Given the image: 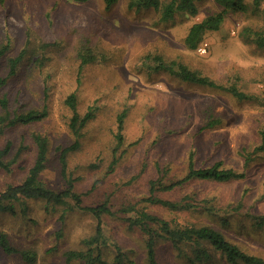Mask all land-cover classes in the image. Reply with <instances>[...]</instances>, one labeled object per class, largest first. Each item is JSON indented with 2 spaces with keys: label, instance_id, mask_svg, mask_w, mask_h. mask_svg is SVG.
<instances>
[{
  "label": "rangeland",
  "instance_id": "374dc122",
  "mask_svg": "<svg viewBox=\"0 0 264 264\" xmlns=\"http://www.w3.org/2000/svg\"><path fill=\"white\" fill-rule=\"evenodd\" d=\"M130 1L118 0L107 8L105 0H0V48L10 45L0 60V78L8 75L9 59L25 53L0 99L8 98L13 116L48 110L45 119L31 125L0 122V152L10 144L2 160L11 164L9 171L0 169V195L27 177L37 155L34 133L49 141L42 182L56 192L67 188L58 148L74 141L65 99L75 92L79 111L85 114L93 107L96 115L83 130L80 148L68 155L67 172L75 181L74 191L82 195V206L110 201L114 214L104 217L103 248L109 264H115L116 246L135 255L132 264H146L147 237L125 221L142 210L182 227L219 228L233 243L264 258V229L255 225V218L264 214V150L258 149L264 129V47L257 43L258 34L264 33V0H241L244 10L229 9L220 30L206 33L203 42L209 47L203 55L189 50L185 38L195 22L224 10L216 0H201L196 16L177 14L167 22L153 8L130 10ZM156 56L184 63L219 84H235L252 100L239 101L156 71ZM82 57L89 60L83 67ZM122 112L125 145L110 170ZM210 120L219 122L210 127ZM192 151L198 167L223 162L246 177L227 183L194 181L157 192L173 202L189 196L197 208L174 211L147 202L150 181L179 179ZM247 154L253 161L245 167ZM67 202L48 211L44 201L23 198L13 202L14 213L0 212V232L17 249L37 254L34 263H27L21 254L0 249V264H67V251L84 250L83 241L94 235L96 221L74 208L73 200ZM205 203L216 207L213 213L201 209ZM180 247L187 258L171 244L159 243V260L192 264L191 245ZM216 257L210 264H225Z\"/></svg>",
  "mask_w": 264,
  "mask_h": 264
},
{
  "label": "trees",
  "instance_id": "16d2710c",
  "mask_svg": "<svg viewBox=\"0 0 264 264\" xmlns=\"http://www.w3.org/2000/svg\"><path fill=\"white\" fill-rule=\"evenodd\" d=\"M72 1L76 3H85L90 0ZM117 1L118 0H105L106 7H112ZM200 1L201 0H131L129 9L141 10L153 8L160 13L161 20L167 22L173 20L177 14L196 16L198 14V3ZM216 2L223 6L224 10L210 15L200 22H195L190 27L185 38V45L189 50H197L203 43L206 33L220 30L229 9L235 11L245 9L241 0H216ZM259 2L260 0H256V4H259ZM257 43L260 47H264V33L258 34ZM9 49V44H5L0 48V60L6 55ZM24 55L25 53L21 52L18 56L8 60V75L5 78H0V91L6 85L7 79L18 73L19 67L25 61ZM81 60L82 67L89 63L86 57H82ZM154 61L156 63L154 70L174 74L186 84L222 91L234 96L239 101L252 100V96L241 91L235 84H219L210 77L203 75L200 71L192 70L184 63L178 61L166 62L163 58L158 56L154 57ZM65 105L69 108L71 113L69 128L74 137V141L70 146L58 148L62 176L66 179L67 188L61 192H56L47 188L42 182L41 174L45 170L48 161L49 141L44 135L34 133L32 139L37 150L35 161L29 169L27 177L20 185L11 186L0 195V212L14 213L15 209L13 202L20 201L23 198L44 201L48 211L54 210L56 206L67 204L68 199H71L75 204L73 206L74 208L76 207L87 211L94 217L96 227L94 235L83 241L84 250H69L64 254L66 263L82 262L85 264H109L103 256V248L107 245V239L104 235V217L114 214L110 201L106 200L101 204L91 207L82 206V195L74 191L75 181L67 172V157L70 153L80 148L83 130L95 118V108L91 107L85 114H82L79 111L78 97L75 92L67 96ZM0 107L3 110V114L0 116V122L7 126H15L18 124L27 126L38 123L48 116L47 107L33 109L26 113L13 116L10 112L9 100L7 97L0 99ZM125 117V112H122L117 117L118 127L117 133L115 134L116 146L113 152L110 170H113L114 167L117 166L121 159L119 152L125 145V136L123 134ZM218 122V120H210L208 126L213 127ZM260 136L262 145L258 149L259 151H263L264 129L260 132ZM9 152L10 144L0 152V169L9 171L11 164H6L2 160ZM251 156V154L245 156V167H248L253 161ZM157 169H159V166ZM245 177V172H238L233 168L226 167L223 162H216L207 167H198L196 165L195 153L192 151L189 154L187 170L179 179L167 183L164 182V179L160 176L150 181V195L146 201L152 204L162 205L174 211L189 210L198 207L196 204L191 203L192 201L189 196H186L182 201L173 202L159 198L157 192L170 191L178 186L194 181L227 183L233 180L244 179ZM206 202H208V200H206ZM241 207L242 203L240 202L237 208ZM213 208L216 207L214 205H209V203H205L204 206L202 204L201 206V209L209 210L212 213L214 212ZM125 221L128 223L129 229H138L147 237L144 244L146 264H164L158 257L157 246L161 242L171 244L176 251H179V255H181L182 258H187L188 254L181 249V244L191 245L195 253L193 258H189L192 264H210L217 258L216 256L225 264H264L263 257L251 254L241 246L233 243L216 227H182L176 223L150 214L145 210L139 211L136 217L125 218ZM255 225L260 229H264V214H259L255 218ZM0 249L6 254H21L23 260L27 263H34L37 260V254L35 252L19 250L14 247L8 235L4 232H0ZM116 252L114 258L115 264H132L135 259V255L124 252L120 246H116Z\"/></svg>",
  "mask_w": 264,
  "mask_h": 264
},
{
  "label": "built area",
  "instance_id": "2783aa9c",
  "mask_svg": "<svg viewBox=\"0 0 264 264\" xmlns=\"http://www.w3.org/2000/svg\"><path fill=\"white\" fill-rule=\"evenodd\" d=\"M235 33V32H234ZM209 44L207 42H203L199 47H198V52L203 55L207 53Z\"/></svg>",
  "mask_w": 264,
  "mask_h": 264
}]
</instances>
